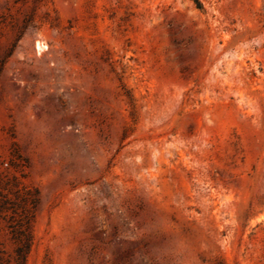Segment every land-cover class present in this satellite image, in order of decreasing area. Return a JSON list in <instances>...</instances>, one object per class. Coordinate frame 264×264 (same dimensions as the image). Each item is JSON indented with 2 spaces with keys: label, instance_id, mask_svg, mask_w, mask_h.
Segmentation results:
<instances>
[{
  "label": "rangeland",
  "instance_id": "obj_1",
  "mask_svg": "<svg viewBox=\"0 0 264 264\" xmlns=\"http://www.w3.org/2000/svg\"><path fill=\"white\" fill-rule=\"evenodd\" d=\"M198 1L0 0L26 264H264V0Z\"/></svg>",
  "mask_w": 264,
  "mask_h": 264
},
{
  "label": "trees",
  "instance_id": "obj_2",
  "mask_svg": "<svg viewBox=\"0 0 264 264\" xmlns=\"http://www.w3.org/2000/svg\"><path fill=\"white\" fill-rule=\"evenodd\" d=\"M199 7L198 0H194ZM40 203V192L37 188L24 187L15 193V199L8 198L0 192V215L8 221L11 241L14 244L12 254L0 244V264H26L34 243L33 226ZM7 212L10 215L7 216Z\"/></svg>",
  "mask_w": 264,
  "mask_h": 264
},
{
  "label": "bare ground",
  "instance_id": "obj_3",
  "mask_svg": "<svg viewBox=\"0 0 264 264\" xmlns=\"http://www.w3.org/2000/svg\"><path fill=\"white\" fill-rule=\"evenodd\" d=\"M40 47V46H39ZM40 49V48H39Z\"/></svg>",
  "mask_w": 264,
  "mask_h": 264
}]
</instances>
